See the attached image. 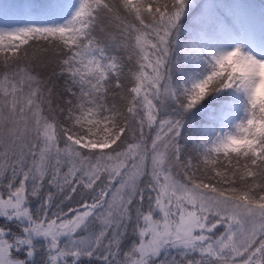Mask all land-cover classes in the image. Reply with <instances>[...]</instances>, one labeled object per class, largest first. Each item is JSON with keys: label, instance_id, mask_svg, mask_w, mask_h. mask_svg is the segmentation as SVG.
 <instances>
[{"label": "snow or ice", "instance_id": "snow-or-ice-1", "mask_svg": "<svg viewBox=\"0 0 264 264\" xmlns=\"http://www.w3.org/2000/svg\"><path fill=\"white\" fill-rule=\"evenodd\" d=\"M0 264H264V0H0Z\"/></svg>", "mask_w": 264, "mask_h": 264}]
</instances>
